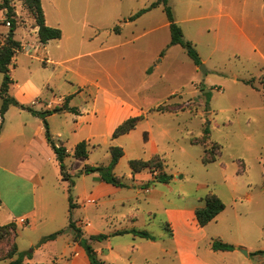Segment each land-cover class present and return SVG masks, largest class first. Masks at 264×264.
<instances>
[{"label": "rangeland", "instance_id": "obj_1", "mask_svg": "<svg viewBox=\"0 0 264 264\" xmlns=\"http://www.w3.org/2000/svg\"><path fill=\"white\" fill-rule=\"evenodd\" d=\"M78 1L80 8L89 4V23L78 25V36L83 33L91 40L66 49L64 39H51L45 46L39 43L31 31L34 18L24 0H10L17 20L15 37L24 48L9 66L13 79L9 95L17 100L15 85L31 79L44 98L69 94L70 106L79 108L80 113L67 111L44 119L51 138L57 144L63 143L68 153L64 164L73 180L71 218L98 257L106 264H178L174 241L168 236L172 228L168 209L189 208L198 200L202 202L208 193L216 194L225 204L231 201L230 190L249 188L255 209L264 213L263 0H167L183 37L193 43L199 55L198 65L182 46L170 45L163 4L131 18L156 0ZM4 12L0 9V44L8 30ZM46 50L61 63L45 62ZM2 78L0 73V84ZM95 81L97 84H92ZM20 109L8 111V124H28L11 140L17 147L32 133L29 119L24 118L30 115ZM137 115L142 117L134 129L111 137L118 124ZM0 118L2 124L3 116ZM205 130L209 131L207 135ZM56 132L62 137L57 138ZM82 140L88 144V154L78 160L72 153ZM216 144L221 145V154L215 161L203 163L204 149L210 156L217 152ZM3 145L4 139H0V163L13 169L21 154L18 148L6 150ZM110 146L123 149L112 173L126 186L116 193L97 196L93 188L100 173H85L84 168L107 166ZM154 153L160 154V165L154 163V168L141 170L138 175L131 173L130 159H148ZM45 159V154L29 150L22 172H31ZM54 162L47 161L37 180L30 183L0 172V225L16 223L14 241L24 260L30 254L44 264L50 258L55 264H69V251L64 256L60 252L67 244L74 245L70 232L41 241L69 221V181L61 178L59 165L57 172H51ZM163 172L170 176L168 182L155 180ZM144 184L151 193L144 191ZM43 188L54 189L60 195L51 203L60 222L44 217L50 198L41 193ZM33 203L37 215L34 222L30 214L24 213ZM117 229L145 230L154 238L130 232L115 234ZM175 229L180 230L178 224ZM98 233L107 238H89ZM161 247L171 252L163 253Z\"/></svg>", "mask_w": 264, "mask_h": 264}, {"label": "crops", "instance_id": "obj_2", "mask_svg": "<svg viewBox=\"0 0 264 264\" xmlns=\"http://www.w3.org/2000/svg\"><path fill=\"white\" fill-rule=\"evenodd\" d=\"M40 2L45 24L51 27H57L61 30V37L57 39H64L63 47L68 49L75 46L77 43L81 45L84 42H89L91 40V37L89 35L80 33V36H78L77 32L79 24L84 26L86 23H89L87 12L89 4H85L83 6L84 8H80L78 0H40ZM90 7H93V5L90 4ZM78 8L79 10H77ZM30 28L39 41L37 35L38 26L35 25V21L31 24ZM48 41L46 43H39L45 46L48 44ZM23 48L24 46L22 44V49ZM45 53L47 54L45 62L55 64L61 63V61L53 60L48 50H46ZM74 73L76 74L77 72L74 71ZM79 78L81 79V77ZM82 79L84 80L83 77ZM12 84L13 79L12 83L9 85L8 94ZM92 84L97 83L95 81L92 82ZM15 87V96L17 97V100L20 103L26 105H35V108L32 106L31 107L37 111L50 110L56 106L60 107L65 103L67 104V106L72 107L70 106L69 94H53L49 99L44 98L41 89L31 79L21 81L17 83V86L15 85ZM13 107L17 106L9 105L4 112L3 118L1 120L2 125L0 130V139H4L3 147H5L6 150L12 149L13 147L18 148V153L21 154V156L18 163L12 165L13 169H10L5 163H0V172L12 174L18 179L26 183H30L35 179L37 180L38 174L49 160L56 161L54 162L55 166L53 170L51 168V172H54V170L57 172V165H59V163L56 164L58 162L56 159V155L46 142L43 121L38 115H35L28 110L19 108L20 110L29 113L30 118L26 116H24V118L29 119V127L32 126V133L30 135V138L26 140L25 143H23V145L20 147H17L15 143H11V140L19 136L23 128L26 129L28 125L26 121H24L22 124H8V111ZM75 109L76 112L80 113L78 107H75ZM67 111L68 110H61L48 114V118L55 113H65ZM55 135L57 138L62 137L61 132H56ZM57 142L61 143L60 140H57ZM29 150H33L37 155L45 154L46 161L39 167H34L31 172H26L25 170L24 172H22L23 159L29 153ZM135 174L138 175L140 173ZM150 175L152 176V174ZM152 177L155 178L154 176ZM155 180H157V178H155ZM118 189L119 186L106 183L101 179L97 181L93 188L94 193L97 196H105L107 194L116 193ZM144 191L146 193L152 192L150 188H145ZM41 193L45 194L46 198H50L49 201H46V204L48 206V215L44 217L51 218V220L58 222L59 220L57 219V216L59 215V213L56 211L54 205L51 206V203H55L57 200H59L60 195L54 189L46 188H43L41 190ZM230 194L231 201L229 203H225L224 209L204 226H200L198 224L195 216V210L198 207H202L204 205L203 200L202 202L198 200L189 208L172 207L171 209H168L169 215L172 216V219L171 217H168V221L173 228H169L170 231L168 230V236H170L174 241V253L176 254L175 259H177L178 264H264V213L255 209V205L251 201L252 195L249 188H245L243 189V191H238L235 189L230 190ZM87 201H89V199H87ZM24 213L30 214V216H32L33 222L36 221L37 215L35 214L34 203L32 207ZM68 214L69 216H71L70 211L68 212ZM10 216L11 215L9 214L7 217ZM20 218L25 219L23 218V215H20L19 219ZM173 218L178 221H173ZM175 224H178L180 227V230L178 232L175 229ZM61 229H64V232H70L72 234L71 241L74 243V245L70 247L69 244H67V248L65 247L62 249V251L60 252V256H64L66 252L69 251V264H90L85 250L77 241L73 240V233L68 230V224ZM116 231L120 230L117 229ZM57 237H59V235ZM57 237L55 239H57ZM213 239H219L223 242L231 244L234 246V248L232 250H214L211 247V242ZM201 242L205 243L203 247H200ZM242 249L246 251V254H243L241 252ZM258 251H260V253H257ZM161 252L170 253L171 249L161 247ZM96 253L98 252L96 251ZM5 260L10 261L11 259ZM45 262V264H55L52 258L48 259ZM22 264L44 263H42V261H35V259L31 257L29 259H25Z\"/></svg>", "mask_w": 264, "mask_h": 264}, {"label": "trees", "instance_id": "obj_3", "mask_svg": "<svg viewBox=\"0 0 264 264\" xmlns=\"http://www.w3.org/2000/svg\"><path fill=\"white\" fill-rule=\"evenodd\" d=\"M264 2V0H263ZM24 4L28 11L31 13L32 17L34 18L35 25L38 26L37 35L39 42L46 43L49 39H57L61 37V30L57 27H51L45 24L44 15L41 7L40 0H24ZM160 4H163V10L165 12L166 18L168 20V26L170 31V45L178 44L182 46L187 55L193 60V62L198 65L200 63L199 55L197 54L193 43L185 39L183 37V32L181 27L176 23L175 18L173 16L172 10L167 3V0H156L153 2L149 7L139 10L133 16L132 19L139 16L141 13L145 12L146 10L156 7ZM0 9H4V23L7 21L9 22L8 30L5 34L3 42L0 44V73L3 74V78L0 84V97L2 98V105L0 107V115L3 116L4 112L8 108L9 105L17 106L21 109L28 110L35 115H40L43 118L44 126H45V136L47 141L52 147L56 155V159L59 163L61 178L63 180L69 181V186L67 188L68 191V200H69V211L73 207V200L71 196V189L73 185V180L71 175L65 170L64 158L68 155L67 150L63 144H57L51 138L49 133L48 124L44 119L46 115L58 112L61 110H68L72 112H76L75 107H69L67 104H63L62 106L54 107L50 110L44 111H37L33 109L31 106L20 103L14 97H11L8 94L9 85L12 83V79L10 77V63L15 56V54L22 49V44L20 40L15 38V30L17 26V20L15 18V11L13 6L10 4V0H1ZM118 31V27L114 28ZM246 83L250 84V81H245ZM164 110V109H158ZM142 116H131L124 120L122 123L118 124L114 131L111 134L112 138H116L120 135L128 133L132 129L135 128L138 121L141 119ZM1 123H0V130H1ZM209 133L208 130H205L204 135ZM144 139H146V133H144ZM217 143V142H216ZM86 140H82L78 142L73 149V157L76 159H84L87 157L88 148H87ZM217 152L211 154L210 156L206 155L207 149H204L202 162L203 163H210L216 160V158L221 154V145L216 144ZM111 152V160L107 166H86L84 168L85 173L90 172H99L100 179L106 183H111L112 185L123 187L126 184L121 180L120 177L114 175L112 173V169L118 163L119 159L123 155V149L120 146H110ZM159 154H154L148 159H130L129 160V167L131 173H138L141 170L154 168V163H158L160 165V160L158 157ZM168 175L164 172L157 175V179L160 181L168 182L169 180ZM263 190H264V179L262 182ZM146 184L142 185V188H145ZM147 188V187H146ZM204 205L202 207H198L195 210V216L197 222L200 226H204L209 221H211L220 211H222L225 207L223 201L213 193H208L203 198ZM68 230L73 233V240L77 241L80 245L83 246L86 255L90 264H106L102 259H100L95 251V249L89 244V242L82 238L81 229L76 225V223L72 220L71 216H69L68 222ZM170 231V229H169ZM64 232V229L56 230L48 235L42 237L41 241L46 242L49 240H54L58 235ZM130 232L133 235H137L146 239H153L154 237L145 230H120L114 232L115 234H122ZM16 237V223L14 221L5 223L0 225V245L5 243L6 249L4 247H0V261L5 259H11L10 264H22L24 261L25 256L19 254L17 249V244L15 240ZM90 239L94 240H102L107 238L106 234L98 233L92 234L89 237ZM211 247L214 250H232L234 248L233 245L223 242L219 239H213L211 242ZM257 253H260L258 251ZM30 258L31 255L28 254L26 256Z\"/></svg>", "mask_w": 264, "mask_h": 264}, {"label": "water", "instance_id": "obj_4", "mask_svg": "<svg viewBox=\"0 0 264 264\" xmlns=\"http://www.w3.org/2000/svg\"><path fill=\"white\" fill-rule=\"evenodd\" d=\"M200 68L203 69V66L201 65ZM241 252H242L243 254H246V251H245L244 249H242ZM263 257H264V253H263Z\"/></svg>", "mask_w": 264, "mask_h": 264}, {"label": "built area", "instance_id": "obj_5", "mask_svg": "<svg viewBox=\"0 0 264 264\" xmlns=\"http://www.w3.org/2000/svg\"><path fill=\"white\" fill-rule=\"evenodd\" d=\"M5 24H6L7 26H9V22L6 21ZM20 221H23V219L20 218Z\"/></svg>", "mask_w": 264, "mask_h": 264}]
</instances>
